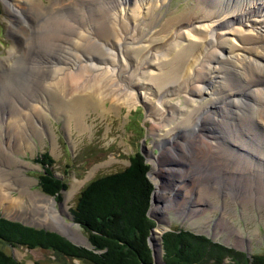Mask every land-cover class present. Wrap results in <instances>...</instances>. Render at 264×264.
<instances>
[{
    "label": "rangeland",
    "instance_id": "obj_1",
    "mask_svg": "<svg viewBox=\"0 0 264 264\" xmlns=\"http://www.w3.org/2000/svg\"><path fill=\"white\" fill-rule=\"evenodd\" d=\"M11 1L16 4L22 3L21 0H0V62L5 61V67L0 68V195H8L13 201L11 204L8 202L4 204L0 201L1 217L20 221L21 224L26 223L23 224L26 226L30 224L35 225V228L51 229L52 232L55 229L58 233L60 232V236L66 235L68 239L64 238L73 244L82 247L88 246V241L79 224L74 222L69 208L72 207L80 189L91 179L123 170L129 165V156L139 150L142 151L141 154L143 153L144 163L149 165L147 177L154 190L153 201L151 202V194L148 208L153 219L148 217L153 221L154 226L150 229L148 236H152V230L159 226V219H162L160 226L165 227L160 237V253L154 252L158 255L156 257L157 263H165L162 236L165 232L173 229H185L198 235L207 236L214 242L243 251L247 256L252 253H264V159L256 160L263 176L259 174L260 177L255 178L254 183L251 182L250 176L245 174L247 170H242L247 166L238 157L240 155L241 158L246 157L242 158L243 160H255L256 157L251 154V151V153L246 152L248 146L247 144L244 145V142L242 143L241 135L236 136L239 142L233 140L235 131H239L237 129L231 130L233 122L224 121L226 124L228 122L231 124L228 127L223 122L220 125L214 122L210 123L208 116L210 114L214 116L215 110L209 111L206 114L208 116H206L205 122L202 124L211 126V132H202L199 129L198 132L197 129L191 132L190 127L194 126L195 118L189 117V111L193 105L189 101L192 96L186 89L194 79L188 82L187 75L183 76V71H178L173 80L169 81L165 77L168 69L171 68V65L167 66L168 58L162 57L167 50V47L162 48L166 43V32L171 30L175 37L176 29L181 26L176 28L171 26L172 29L163 26L165 25L164 19L173 13L178 14L184 7L192 6L194 0H169L161 7L157 3L158 0H155L159 6L156 13L160 14L158 16L161 18L160 22L163 21V25H160L159 22L158 24H146L141 28V26H137V21L131 20V24L128 23L124 17L128 14L133 16L132 9L136 5V0H129L122 6L118 3L115 4L116 9L112 10L111 13L118 18L120 13V19L122 18L121 21L124 26L122 23L116 25L115 33L112 31L114 35L108 32V27L93 26L91 22L83 25L86 28L76 25V30L78 28L81 32L84 29V32L87 33L88 29L94 39L99 38V33L102 34L107 31L110 36L115 38L116 42H119V38H122L124 33H129L132 38H137L148 27L150 28L149 33L155 32L158 37L157 39L151 38L153 42L149 38L140 37L138 42L136 40L129 44L132 46L135 43L137 45L143 43L145 47H148L149 44L153 47V43L152 50L157 51L155 57H152L155 58L153 66H148L145 63V65H141L143 67H139L138 62L143 61L142 57L148 52L147 50L143 54L138 48L127 45L124 48V56H122L123 53L120 54L119 51H116V68L121 73L123 72L121 77L117 75V72L113 75L110 72L113 69L109 67L110 69H107L108 74L105 73L106 85L104 86L103 80L99 87L100 91H98L99 98H106L107 100L98 103V105L88 102L81 103V113L75 112L73 107H62L64 109L54 110L53 107L56 105L52 101V93L46 89L47 84H39L34 80L35 72L40 71V69L29 71L26 66L29 58L23 54L25 46L28 48L31 46L29 42L32 36H42L37 30V25L46 19H51L50 14H57L56 10L44 15L43 19H41L42 17L38 19L40 14L50 10L49 0H36L40 4V9L35 12L28 10L30 9L29 5H26L25 9L19 6L18 11L14 12L15 10L13 11L8 7V3ZM59 1L57 0V2ZM65 3H68V0H64ZM76 4H78V0ZM91 4L90 2L74 6L68 3L67 6L60 8L59 13H64L63 16L69 19L71 17V20L84 19L87 14H90L87 16L93 19L96 5ZM76 6L82 11L80 16L77 14V9H74ZM136 7L138 8V5ZM136 12L139 14V9ZM47 16L50 17L47 18ZM140 16L142 17V11ZM26 18L28 23L32 24L31 26L26 24ZM118 18L116 24H118ZM26 27L27 30L20 32ZM190 32L195 33V31ZM73 38V45L78 47L77 40L79 42L81 40ZM232 41L237 45L238 42L235 39ZM17 45L20 47L24 45L18 54L13 53L18 49ZM93 45L95 46V43L91 47ZM36 49L33 48L29 54L33 55L31 52L34 51L39 58L42 57V53L46 52L41 47ZM92 49L96 50L94 47ZM27 52L28 49L26 54ZM66 53H68L67 50ZM36 54L34 53V56ZM78 54L80 53L75 51L72 61L81 62ZM68 55L70 56L69 53ZM44 61V58L40 59L35 65H44ZM194 64L196 63L193 62ZM173 67L176 70V66ZM165 69L167 71H163ZM74 71L77 72V66L71 69V72ZM161 71L164 75L161 74L159 80L163 78V83L159 85L155 76H158ZM65 73L63 71L58 73V79H62L66 75ZM46 74L47 71L43 78L46 77ZM3 76L7 77L4 82L2 81ZM70 84L71 80H66V85L70 86ZM61 86V92L57 91L58 95H55L57 99L59 98L68 104L75 102L76 100H70V97L78 93L70 92L69 86L67 93L66 87L62 84ZM254 90L261 91L262 88L257 87ZM35 94L39 97H36ZM160 98L163 100V104L158 103ZM251 98L253 99V96H248L246 99L248 101ZM220 102L226 103L225 98ZM186 103H190L188 109ZM232 105H228V108L234 111L235 106ZM11 109L16 114H12ZM77 115L82 124L85 125V128L81 130L77 128L78 123L76 121H79ZM184 115H187L185 124L181 123L182 128L174 131L175 126ZM18 117L19 119H27L26 123L30 122L28 125H23L21 122V127L24 128L21 130L24 135L21 138L15 133L16 127H10V123ZM257 124V130H262L263 132H261L264 134V123L258 121ZM186 125L188 128H185ZM138 126L143 129L142 136L139 134ZM218 131L220 133L222 131L224 137H229L234 144L230 143L226 148L217 147V150L210 151L211 144L215 146V142L220 143L222 139L213 137V133L219 134ZM229 133L231 134L228 136ZM173 136L175 137L173 138ZM262 140L264 138H257V140L256 138H247V143L253 148ZM45 152L49 154L48 156L52 160L51 168L54 176L61 181L63 180L66 185L59 192V200L42 192L38 186L37 175L42 173L43 166L37 160ZM157 181L161 184L159 187H163L161 189L163 194L159 197L154 194ZM42 196L53 198L55 210ZM156 208H159L158 212H156ZM50 223L56 226L50 227ZM63 223L72 225L70 228L73 232L71 236L69 233H64L63 228L59 230L61 227L59 225H63ZM149 244L152 247L150 239ZM89 247L85 248L89 249ZM1 248L11 254L17 263L62 264L70 261L73 264H79L76 259L68 260L62 255L56 256V252L44 247L25 248L18 246L16 248L9 244H3ZM150 250L152 254V249L150 248ZM153 261L152 255V263Z\"/></svg>",
    "mask_w": 264,
    "mask_h": 264
},
{
    "label": "bare ground",
    "instance_id": "obj_2",
    "mask_svg": "<svg viewBox=\"0 0 264 264\" xmlns=\"http://www.w3.org/2000/svg\"><path fill=\"white\" fill-rule=\"evenodd\" d=\"M21 1L22 3L18 2L17 4L11 1L10 3H8V7H10V9H12L13 11L15 10L14 12L18 11L17 8L19 9V6L22 9H25L24 7H27L26 5L30 6V9L28 10L32 12L38 11V9H40V4L36 0ZM51 1L49 0L50 5H48L50 10L40 14V17H38V19L41 17V19H43L44 15L51 13L54 10H56L57 14H50L51 19H44V22H41L39 25H37L38 28H36L37 30H39L42 36H32L29 42L31 46L29 48L25 46L23 54L24 56L26 55L27 58H29L27 60L28 63H26V66L31 72L33 70L35 71L36 69H40V71L35 72L34 80L37 83L39 82V84H47L46 89H48V92L52 93L51 98L56 105L55 107H53L54 110L64 109L62 107H73L75 112L78 111V113H81V103L84 104L88 102L94 105H98V103L105 102L107 100L106 98L102 97V99H100L98 91H100L99 87L103 80L104 86L106 85L105 73L108 74L107 69L109 67L113 69L110 71L113 75L117 72V75L121 77L123 72L121 73L116 68V51H119L120 54L123 53L122 56H124V48L136 40L138 42V39L140 37L149 38V40H151L152 42L153 40L151 38L157 39L158 37L155 35V32L149 33V27L146 28L145 32H142V34H140L137 38H132L131 36H129V33H124V36L121 35L123 37L119 38V42H116L115 38L108 34V32H110L112 35H114L116 25L118 26L122 23V25L124 26L123 22L121 21L122 18L120 19V13L119 18L117 16H113V13H111L112 10L116 9L115 4L118 3V5L122 6L129 0H78V4H87L91 2V5H96L94 7L93 19H91V17H88L90 16V14H87L88 16L86 15L84 16V19L80 20H77L76 18V20H71V17L69 19L63 16L64 13H59V11H61L60 8L67 6L68 3L74 6H78V4H76L77 0H68V3L65 4L64 0H58L59 2H57V0ZM167 1L169 0H158L157 3L161 7L162 5L166 4ZM137 5L138 8L136 7ZM77 6L74 7V9H77ZM158 7L159 6L155 3V0H136V5L132 9L133 16H130L128 14L124 18H126L127 22L130 24L131 20H133L134 22L137 21V26H141V28L146 24H158L161 20L160 16H158L160 14L156 13ZM135 9H139V14ZM77 11V14H79L78 16H80L82 11H80L79 9H77ZM141 11L142 17L140 16ZM50 16H47V18H49ZM117 18L120 21H118V24L115 23ZM164 20L165 25H163V21H161L159 24L168 26V28H171V26H175V28L177 26H181L176 29L177 32L175 37L172 35L171 30H168V32H166V43L163 42L165 45H163L162 48L167 47V50L162 57L168 58L169 62L167 66L171 65V68H169L168 71L167 69L163 70L167 71L165 77L170 81L176 77V73L178 71H183V76L187 75L186 79L188 82H190L189 80L194 79L193 82L189 83V86L187 85L188 87L186 89V91H189L192 96H189V101L191 105H193L191 106L193 108L189 111V117L191 116V118H195L194 126L190 127V131L194 132L197 129L198 132L199 129V131L202 132H211V126L202 124V122H205L206 116H208L206 114L209 111L215 110L214 116L212 114L208 116V121L210 119V123L214 122L215 124L220 125L222 122L224 123V121L226 122L227 120H230L229 122H233V128L231 130H239L235 131L233 140L238 141L236 136L238 137V135H241L240 139L243 140L242 143L244 142L243 144H247L248 146L246 148V152H252L251 154L256 157L255 160H243L242 158L246 157L241 158V155L238 157V159H241L243 164L247 166L242 170H247V173L245 174L250 176L249 180L251 182L255 181V178H259L260 175L263 176V172L259 169L256 160L264 159V153H262L264 151V140H262L261 143L255 145V147L251 148V146L247 143V138H256V140L257 138H264V134L262 133L263 131L261 130V132L260 130H257L256 127L258 126V121H262L264 123V0H196V3L194 0L192 6L184 7L183 10H181V12H179L178 14L173 13ZM25 21L28 26L32 25L28 23L27 18L25 19ZM88 22H91L93 26L108 27V32L106 31V33L102 34L99 33V38L94 39L91 37L88 29L87 33L84 32V29H82L83 32H81V30L79 31L78 28L76 30V25L83 26ZM83 27L86 28V26ZM25 30H27V27L21 29L20 32H24ZM112 31L114 33H112ZM190 31H195V33H192ZM73 37L81 40L80 42L79 40H77V43L79 45L78 47H75L73 45ZM232 39H235L239 44H234ZM91 42L95 43V46L93 45V47L98 51L92 49L93 47L91 46L94 43ZM97 45H100L101 47ZM149 45L148 47H145L143 43L142 45H137L136 43L132 46L129 45L130 47L138 48L143 54L146 52V50L148 51L145 56L142 57L143 61L138 62L139 67H143L141 65H145V63L148 66L154 65L155 58L152 57H155L157 51L154 52V50H152L154 47L153 43V47ZM23 46L24 45H21V47ZM17 47L18 49L13 53L18 54L22 50L20 45H17ZM38 47L46 50L45 53L41 54L42 57L37 58L38 56L34 51L33 53L31 52V54L33 55L29 54V52L33 48L37 50L36 48ZM27 49L28 52L26 54ZM66 50L68 51L70 56L68 55V53H66ZM75 51H78L80 53L78 54V56L81 59V62L77 60L72 61V57H74ZM34 53L36 54V56H34ZM43 58L45 59L44 65H35L36 62ZM4 62L5 61L0 62V68L5 67ZM193 62H195L196 64L193 65ZM60 64H63L64 66L62 65L58 68L57 66ZM75 65L77 66V72H71V69L76 67ZM173 66H176V70ZM58 69H60V71H58ZM42 70H45V72L47 71L45 78H43L45 72H42ZM62 71L63 73L66 72V75H64L62 79H58L57 74L61 73ZM94 72L97 73L95 74ZM162 73L163 72L161 71L158 73V76H155L159 81V85L160 83H163V78L159 80V76ZM2 78L3 82L7 79L6 76H3ZM66 80H71L70 86L66 85ZM61 84L66 87L67 93L68 86L70 87V92L74 91L75 93H78L73 97L71 96L72 98L70 97V100L74 99L76 100L75 102L68 104L63 102L59 98L57 99L55 95L57 94V91L61 92ZM245 87L248 88L244 89ZM257 87L262 88V90H254V88ZM249 89L251 90L249 91ZM35 95L36 97H39L37 94ZM248 96H253V99L251 98V100L247 101L246 98H248ZM223 98H225L226 103L220 102V100L222 101ZM158 103L163 104V100L160 98V101ZM190 103H186L187 109L188 107H190ZM230 104H233L235 106L234 111L228 108V105ZM198 110L200 111L196 114ZM11 112L12 114H16L13 109H11ZM187 115H184V117L179 120L180 122L175 126L174 131L180 130V128H182L183 125L181 126V123H184L186 121ZM211 115L213 116V118L211 117ZM77 118L79 119V121H76V123H78L77 128L80 130L85 128V125L82 124L78 115ZM26 120L27 119L25 118L19 119L18 117V119L10 123V127H16L15 133L19 135V138L24 136L21 132V130H24V128L21 127V125H28V123H30H26ZM229 122L227 124L224 123L226 127L231 125ZM187 126L188 125H186L185 128ZM185 128L183 129L185 130ZM231 133H229L228 136ZM213 134L214 138H222L223 141L221 139L220 143L215 142V146L211 144L210 151L214 149L217 150V147H221L222 149L226 148L230 143L234 144L233 140H230L229 137H224L222 131L221 133L219 132V134ZM174 137L175 136H173V138ZM243 149L245 150V148ZM260 150H262V152H260ZM159 184L160 183L158 182L154 192L156 197H159L161 194H163L161 193V189L163 187H159ZM42 197L44 200H46L47 203L51 204L53 206V209L55 210V202L53 198L47 196ZM167 197L169 198V196ZM0 201H2L1 203L4 202V204H6L7 202L8 204H11L13 199H10L8 195L6 196L5 194H2L0 195ZM158 209L159 208H156V212H158ZM159 223V226H156L154 230H152L153 234L151 233L152 236H150L149 238L152 249L154 250V252L156 251V253H160V237L163 230L165 229L164 226H160L162 225V219H159ZM52 226L56 225L50 223V227ZM59 226H61L59 230H62L63 228L64 233H69V236H71V234L73 233L70 230V228L72 227L71 224L63 223V225ZM156 253L155 255L157 257L158 255Z\"/></svg>",
    "mask_w": 264,
    "mask_h": 264
},
{
    "label": "trees",
    "instance_id": "obj_3",
    "mask_svg": "<svg viewBox=\"0 0 264 264\" xmlns=\"http://www.w3.org/2000/svg\"><path fill=\"white\" fill-rule=\"evenodd\" d=\"M138 127L142 136L143 129ZM48 155L42 153L37 160L43 166L42 173L37 175L38 186L59 200V192L66 185L54 176ZM148 170L149 165L137 150L129 156V165L123 170L95 177L77 193L69 211L87 239L89 249L55 232L0 216V264H25L17 263L11 254L2 250L3 244L48 248L56 256L76 259L79 264H153L147 244L149 231L154 226L147 215L153 191ZM162 247L166 264H264V253L247 256L243 251L185 229L165 232Z\"/></svg>",
    "mask_w": 264,
    "mask_h": 264
},
{
    "label": "water",
    "instance_id": "obj_4",
    "mask_svg": "<svg viewBox=\"0 0 264 264\" xmlns=\"http://www.w3.org/2000/svg\"><path fill=\"white\" fill-rule=\"evenodd\" d=\"M140 152H142V151H140ZM143 154V153H142ZM154 191V190H153ZM153 191H152V199H151V202L153 201ZM148 216L150 217V218H152L153 219V217L150 215V213H149V211H148ZM71 219H72V217H71ZM18 222H20V221H18ZM22 223V222H21ZM23 224H26V223H23ZM29 226H32L33 228H35V225H30V224H28ZM42 229H44V230H49V231H51V229H47V228H44V227H41ZM53 231V230H52ZM54 232H56V233H58V231L57 230H55L54 229ZM60 233V232H59ZM58 233V234H59ZM64 237H66L67 238V236L66 235H64V234H62ZM149 237L150 236H148V239H147V242H148V245H149V247L152 249V247L150 246V244H149ZM68 239V238H67ZM90 245H89V243H88V246H84V247H89ZM90 248V247H89ZM152 255H153V259H154V261H153V264H159V263H157L156 262V256H155V253H154V251H153V249H152ZM155 256V257H154ZM165 264V263H164Z\"/></svg>",
    "mask_w": 264,
    "mask_h": 264
}]
</instances>
